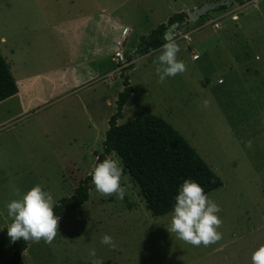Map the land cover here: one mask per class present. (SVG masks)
I'll return each mask as SVG.
<instances>
[{
    "label": "rangeland",
    "instance_id": "rangeland-1",
    "mask_svg": "<svg viewBox=\"0 0 264 264\" xmlns=\"http://www.w3.org/2000/svg\"><path fill=\"white\" fill-rule=\"evenodd\" d=\"M69 1L0 0V34L19 24L26 29L16 40L8 36L7 47L0 42V52L20 85L16 97L0 102V226L11 222L6 202L21 199L36 184L56 201L71 195L102 151L108 119L116 110L122 67L115 54L111 60L113 50L105 48L107 53L96 64L90 60L96 46L93 28L72 34L41 26L36 7H54L58 23L79 13V4L66 10ZM94 1L107 9L105 45L114 42L106 24L112 21L109 16L120 19L121 29L128 27L121 52L126 65L141 35L174 13L214 0H86L82 9H89L96 21L89 7ZM231 8L238 20L227 17L216 30L211 25L221 17H214L218 13L213 10L172 29L181 49L178 59L187 67L184 73L158 83L162 46L123 71L135 94L117 120L121 124L148 113L158 115L195 148L222 182L206 193L221 208L217 231L222 239L196 247L170 234L166 227L171 212L151 213L112 152L109 156L123 170L124 199L102 196L92 183L87 201L59 217L54 241L29 242L21 264H91V248L103 264H251L252 252L264 244V0H237L221 12ZM64 49L86 52L82 57L72 54L67 62ZM205 99L210 101L207 108L202 106ZM248 139L253 141L251 149L244 144ZM105 233L114 238L115 250L101 245ZM11 252L4 227L0 264H8Z\"/></svg>",
    "mask_w": 264,
    "mask_h": 264
},
{
    "label": "trees",
    "instance_id": "trees-1",
    "mask_svg": "<svg viewBox=\"0 0 264 264\" xmlns=\"http://www.w3.org/2000/svg\"><path fill=\"white\" fill-rule=\"evenodd\" d=\"M247 1L250 0H238L239 4ZM225 8L227 6H220L213 11ZM186 19V12L174 13L166 22L139 37L134 53L127 58L128 64L122 67V89L117 94L116 110L108 119L103 149L95 154L94 164L109 157L112 152L116 153L124 169L138 186L147 208L156 216L172 211L174 197L185 178L196 180L204 188L205 194L222 185L218 175L195 148L162 117L148 113L121 124L117 122L122 117L125 103L133 93L129 76L123 71L132 69L138 57L159 49L165 42L163 34L167 28L174 23L181 25ZM17 92L18 85L10 66L0 52V102ZM97 157L100 161H97ZM91 184L92 177L88 173L78 182L71 195L58 200L54 213L60 217L66 210L82 205L88 199ZM28 244L22 238L12 242L8 264H21Z\"/></svg>",
    "mask_w": 264,
    "mask_h": 264
},
{
    "label": "clouds",
    "instance_id": "clouds-1",
    "mask_svg": "<svg viewBox=\"0 0 264 264\" xmlns=\"http://www.w3.org/2000/svg\"><path fill=\"white\" fill-rule=\"evenodd\" d=\"M163 39L165 42L162 44L157 61L159 66L156 68L158 83H164L167 78L187 70L186 64L178 59L181 49L172 35V29L163 34ZM209 105V100L202 101L204 108ZM244 144L251 149L253 141L248 139ZM97 161H100L99 157ZM122 174L119 163L110 156L95 163L89 172L98 193L105 197L115 196L120 200L127 193V188L121 185ZM174 200L170 223L166 227L170 234H175L176 238L196 247H208L222 239V233L217 231L222 225V219L218 216L221 208L205 194L204 188L196 180L185 178L179 185ZM57 202L50 192L42 190V186L36 184L21 199L6 202L7 215L11 222L0 226V230L7 227V235L13 243L22 238L25 242L38 243L43 240L51 244L58 232L59 216L54 213ZM100 243L113 250L117 247L114 238L107 233L101 236ZM89 256L91 264H103V260L97 257L95 248L89 249ZM251 264H264V244L252 252Z\"/></svg>",
    "mask_w": 264,
    "mask_h": 264
},
{
    "label": "crops",
    "instance_id": "crops-1",
    "mask_svg": "<svg viewBox=\"0 0 264 264\" xmlns=\"http://www.w3.org/2000/svg\"><path fill=\"white\" fill-rule=\"evenodd\" d=\"M85 3H86V0H78V3H74L73 0H70L69 1L70 5H69L68 9H66V10L72 11V8L77 7V5L79 4L78 7L80 9L79 10L77 9L79 11V13L71 15V13L69 12L68 14L71 16L66 17V19H64L62 22L59 21L58 23L54 18L56 15V12H58V11L54 7H45L46 5H44V7L39 6V7H36L37 8L36 11L38 12V15L42 19L41 26H43L45 29H47L48 31H50L52 33L55 32L56 30H58L57 28H59V30L64 29L66 31H69L72 34H76V32H81L82 30H85V32H87L89 28H93L96 31V38H95L96 46H95V50L93 51L90 60L97 64L98 62H100V60H102L104 58L105 53H107V51H105V48L110 47V49H112L114 52L113 54L112 53L110 54V58L113 61L112 57L114 56L115 52L120 51L123 53L125 51L123 49V43H124L125 37L127 38L128 34H129V33H127V32H129V29L126 25H124L121 29L120 19L119 18L114 19L112 16H109L112 18V21L108 22V23L106 22V24H107V26H110L109 27L110 31H113L112 35H114V42L112 41L109 46L105 45L103 32L105 29L104 23H105V13H106L107 9L103 5L98 4V2H96V1H94L95 4H90L89 7L93 8L91 11L95 12V19H96V21H95V20H92L93 18L90 19L92 16V13L87 12L89 9H87V8L82 9L83 8L82 6L85 5ZM234 9L235 8H231V9H228L227 11H223V12H221V10L214 11L215 13L216 12L218 13L214 17H221V18L219 19V21L216 22V24L211 25L213 30L220 28L222 20H224L227 17H230V19L232 21L238 20V14L236 12H233ZM233 17H236V18L233 19ZM106 19L109 20L108 18H106ZM16 20H18V18H16ZM93 21H95V22H93ZM20 25L21 24L15 25L14 27H11L10 32H8V29L6 28L5 31L8 32L6 34L1 32L2 34H0V42L4 46H6V47L8 46L7 45L9 43V41L7 39L8 36L9 37L11 36L12 38H14V40H16L17 35H19V34L22 35L24 30H26L25 28H22L23 26L21 27ZM31 28L34 29V27H31ZM35 28H38V27H35ZM98 32H99V34H98ZM172 35L174 36V34H172ZM12 38H10L11 41H12ZM188 39H191V37L189 35L187 36V38H185V40L188 41ZM9 49H10L9 50L10 53L14 51V48H12V47H9ZM158 50L159 49H157L156 51H158ZM156 51H152V53L153 52L155 53ZM63 52H64V57L67 59V62H71L72 54L73 55L78 54V56L82 57L81 54L86 52V51L84 50L82 53H80V51L78 49H76V50H72V49L65 50L64 49ZM195 55H197V57H195ZM192 57L194 60L199 58L197 53H194L192 55ZM76 60H78V58H76ZM78 63H81V62H78ZM218 80H221V78H218ZM16 83L18 85V91H19L20 85L18 82H16ZM18 94H19V92H17L15 95H13L11 97L12 98L16 97ZM134 94H135V90L133 89V93H132L131 97L127 100V102L133 98ZM11 97H9V98H11ZM123 109H124V107H123Z\"/></svg>",
    "mask_w": 264,
    "mask_h": 264
},
{
    "label": "water",
    "instance_id": "water-1",
    "mask_svg": "<svg viewBox=\"0 0 264 264\" xmlns=\"http://www.w3.org/2000/svg\"><path fill=\"white\" fill-rule=\"evenodd\" d=\"M237 0H214L212 2L204 3L201 6L195 7L194 9L187 12L186 21L195 22L200 17L205 16L208 12L218 9L220 6H231L233 2ZM177 26L176 23L172 24L167 30L174 29Z\"/></svg>",
    "mask_w": 264,
    "mask_h": 264
},
{
    "label": "built area",
    "instance_id": "built-area-1",
    "mask_svg": "<svg viewBox=\"0 0 264 264\" xmlns=\"http://www.w3.org/2000/svg\"><path fill=\"white\" fill-rule=\"evenodd\" d=\"M115 56L118 58V59H120L119 60V62H118V64L121 66V67H124V66H126V65H124L126 62H125V60L123 59V55L121 54V52L120 51H117V52H115ZM195 57H197V55H195ZM128 63V62H127ZM124 65V66H123ZM120 67V68H121Z\"/></svg>",
    "mask_w": 264,
    "mask_h": 264
}]
</instances>
